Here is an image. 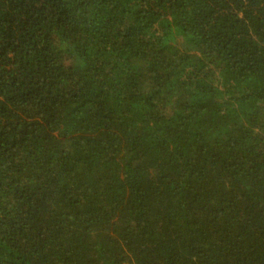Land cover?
<instances>
[{
  "label": "trees",
  "instance_id": "1",
  "mask_svg": "<svg viewBox=\"0 0 264 264\" xmlns=\"http://www.w3.org/2000/svg\"><path fill=\"white\" fill-rule=\"evenodd\" d=\"M0 264H264V0H0Z\"/></svg>",
  "mask_w": 264,
  "mask_h": 264
}]
</instances>
